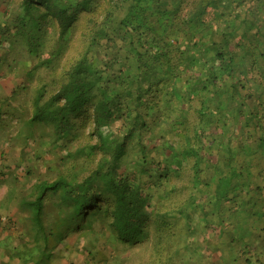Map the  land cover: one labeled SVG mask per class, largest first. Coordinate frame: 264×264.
<instances>
[{
    "label": "trees",
    "instance_id": "1",
    "mask_svg": "<svg viewBox=\"0 0 264 264\" xmlns=\"http://www.w3.org/2000/svg\"><path fill=\"white\" fill-rule=\"evenodd\" d=\"M0 8V215L16 203L26 221L2 264H55L95 231L115 264H201L209 252L191 238L224 243L226 225L227 264H264V0ZM118 122L122 139L109 136ZM8 146L28 162L24 178H12ZM199 211L203 226L191 223Z\"/></svg>",
    "mask_w": 264,
    "mask_h": 264
},
{
    "label": "rangeland",
    "instance_id": "2",
    "mask_svg": "<svg viewBox=\"0 0 264 264\" xmlns=\"http://www.w3.org/2000/svg\"><path fill=\"white\" fill-rule=\"evenodd\" d=\"M253 75L256 80H261L260 75H258L256 71L253 73ZM4 82H5L4 86L6 87L5 88L6 91H10L13 88L12 83L10 81H7V82L4 81ZM0 89H3L2 84H0ZM25 99L27 100L24 93H21L19 103H23ZM16 124L17 122L15 120L14 121L11 120L10 122L11 129H13L14 126H16ZM125 125L126 124H124L123 122H118L117 124H115L113 126L114 129L109 132V136L111 137L118 136L120 139H122L129 130L125 127ZM258 150L260 151L259 148ZM7 152H8L7 158L10 160L8 161V163H10V165H12L13 168L16 167L15 173L13 172L14 174L12 178H16L15 176L24 178L25 171L22 168L23 167L27 168L29 166L28 162H25V163L21 162V158H20V154L18 153V150H16L15 147L13 146H8ZM26 153L31 154V150L28 149ZM138 155H139L138 151H135L133 152L132 158L130 159L131 161L128 167L130 169L131 176L134 175V171L137 168L135 162H133L132 160L135 158H138ZM48 173H49V170L47 169L46 174ZM8 190H9V186L7 182L0 183V201L6 197ZM211 209L210 207H208L207 210H211ZM22 213H23V210L21 208L18 209L16 206V203H13L10 206L8 215L7 213L5 215L2 214V216L0 215V218L2 219V221L0 222V229H2L0 230V260L4 261V263H8V259L11 257L12 248L18 246L21 243L22 240L18 238L22 234V232L26 230V221H23V220L20 221V219L22 218ZM199 214L200 215H198V213L193 214L194 216L191 217V221H192L191 223H194V225H199V222H200V225L203 226L205 225V221L204 219H202V216H203L202 213L200 212ZM8 216H12L13 219L17 220L15 221V224L13 223L14 221L10 222ZM24 220H26V217L24 218ZM215 220H217V218ZM232 221L234 222L235 218H232L231 222ZM185 223H186L185 218H182L180 219V221L176 222V225L178 228H182V227H185L184 225ZM10 225L12 226L11 230L8 229ZM223 229L225 231V237L223 238L224 243L216 239L211 240L209 242L203 240V235H201V231H199L198 234L195 236L196 238H193V237L191 238L194 244L200 245L201 253L202 252L205 253L206 251L209 252V255L205 253L208 258L207 259L208 262L202 261L203 263L201 264H227L231 262L228 256L230 251L232 250V248L230 247L231 241L227 240V238L233 237L235 235L236 230L234 229L233 225L231 226L226 225ZM9 231L13 232V237L14 239L16 238V240H14L15 243L13 246H12L11 240L7 241V246H12L10 248H7V246H5L4 244L5 237H6L4 234L6 232L8 233ZM208 232L210 233L215 232V234L218 235L220 232V228L217 227L215 231L210 229ZM255 234L256 235L254 237L260 236L259 232H255ZM220 244H223L224 246L223 251H216L215 249L219 247L218 245ZM90 249L93 250V253H94L93 256H90V254L88 255V251ZM126 257H127L126 255L121 254V258H123V260H125ZM184 257L189 260L190 253H185ZM106 258L108 260L107 263L104 262ZM14 260L16 261V263L18 262V259H14ZM240 261L243 262V259H241ZM54 263L55 264H115L113 260L112 247L107 241V239L99 231H95L93 235L90 236L89 239L85 243L83 239L81 238L72 239L69 245L63 246L58 250L57 260ZM18 264L20 263L18 262Z\"/></svg>",
    "mask_w": 264,
    "mask_h": 264
},
{
    "label": "crops",
    "instance_id": "3",
    "mask_svg": "<svg viewBox=\"0 0 264 264\" xmlns=\"http://www.w3.org/2000/svg\"><path fill=\"white\" fill-rule=\"evenodd\" d=\"M2 230V229H1ZM0 264H2V260H0Z\"/></svg>",
    "mask_w": 264,
    "mask_h": 264
}]
</instances>
